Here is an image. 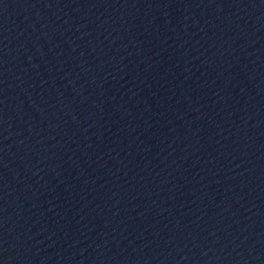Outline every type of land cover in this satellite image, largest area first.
<instances>
[{
	"label": "water",
	"instance_id": "95a60500",
	"mask_svg": "<svg viewBox=\"0 0 264 264\" xmlns=\"http://www.w3.org/2000/svg\"><path fill=\"white\" fill-rule=\"evenodd\" d=\"M0 264H264V0H0Z\"/></svg>",
	"mask_w": 264,
	"mask_h": 264
}]
</instances>
